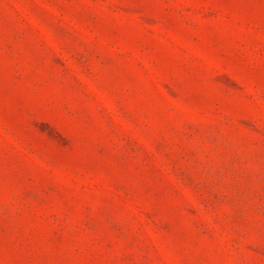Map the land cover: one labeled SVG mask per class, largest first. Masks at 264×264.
Listing matches in <instances>:
<instances>
[{
    "label": "rangeland",
    "instance_id": "1",
    "mask_svg": "<svg viewBox=\"0 0 264 264\" xmlns=\"http://www.w3.org/2000/svg\"><path fill=\"white\" fill-rule=\"evenodd\" d=\"M0 264H264V0H0Z\"/></svg>",
    "mask_w": 264,
    "mask_h": 264
}]
</instances>
